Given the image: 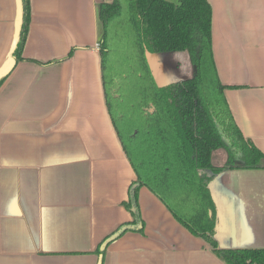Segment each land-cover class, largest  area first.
<instances>
[{"label":"crops","instance_id":"1","mask_svg":"<svg viewBox=\"0 0 264 264\" xmlns=\"http://www.w3.org/2000/svg\"><path fill=\"white\" fill-rule=\"evenodd\" d=\"M110 1L30 0L23 60L0 86V264H100V243L133 219L123 203L136 175L108 113L98 50V5ZM207 1L218 78L238 87L224 97L264 154V0ZM21 24V0H0V75ZM153 59L193 75L186 52ZM226 161L212 153L214 166ZM210 190L218 245L264 249V169L224 171ZM138 207L143 233L112 241L103 264H225L146 187Z\"/></svg>","mask_w":264,"mask_h":264},{"label":"trees","instance_id":"2","mask_svg":"<svg viewBox=\"0 0 264 264\" xmlns=\"http://www.w3.org/2000/svg\"><path fill=\"white\" fill-rule=\"evenodd\" d=\"M21 3L12 66L0 76V86L23 60L31 15L30 0ZM211 19L207 0H111L98 5L106 106L138 184L123 203L133 219L100 243V264L112 241L126 232L143 233L141 187L225 264H264V249H224L216 239L220 217L211 184L224 171L264 169V154L243 136L230 113L224 90L238 87L225 86L218 78ZM176 52L188 54L193 75L158 84L148 57ZM219 149L227 154L220 167L211 163Z\"/></svg>","mask_w":264,"mask_h":264},{"label":"rangeland","instance_id":"3","mask_svg":"<svg viewBox=\"0 0 264 264\" xmlns=\"http://www.w3.org/2000/svg\"><path fill=\"white\" fill-rule=\"evenodd\" d=\"M153 57L154 55H150L148 61L155 75L156 81L160 85L165 83L163 80L165 79L164 75H173L170 79L174 81H182L192 76L191 69L185 63H182V65L179 66L180 64H172V62L169 61V65H161L158 63V60L160 61L161 59H153Z\"/></svg>","mask_w":264,"mask_h":264},{"label":"water","instance_id":"4","mask_svg":"<svg viewBox=\"0 0 264 264\" xmlns=\"http://www.w3.org/2000/svg\"><path fill=\"white\" fill-rule=\"evenodd\" d=\"M11 66H12V61H11L10 66L8 67V69H6L3 73H1V75H3L4 73H6V72L11 68ZM1 75H0V76H1ZM137 188H138V184H134V185L131 187V189H130V196H131V197L133 196V193H134V191H135ZM125 230H126V227L121 228L117 233H115L114 237H117L120 233H122V232L125 231Z\"/></svg>","mask_w":264,"mask_h":264},{"label":"flooded vegetation","instance_id":"5","mask_svg":"<svg viewBox=\"0 0 264 264\" xmlns=\"http://www.w3.org/2000/svg\"><path fill=\"white\" fill-rule=\"evenodd\" d=\"M160 55H163V54H160ZM188 55V54H187ZM154 56H156V55H154ZM189 57V56H188ZM190 59V58H189ZM175 82V81H174ZM171 83V82H170ZM165 84H169V83H164V84H161V85H165Z\"/></svg>","mask_w":264,"mask_h":264}]
</instances>
